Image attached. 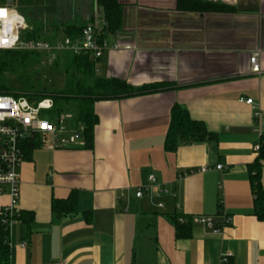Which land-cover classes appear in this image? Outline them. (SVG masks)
Segmentation results:
<instances>
[{"label":"crops","instance_id":"crops-1","mask_svg":"<svg viewBox=\"0 0 264 264\" xmlns=\"http://www.w3.org/2000/svg\"><path fill=\"white\" fill-rule=\"evenodd\" d=\"M118 1L123 23L105 36L116 47L97 58V74L164 89L95 101L87 144L81 136L83 145L28 151L19 171L22 216L8 231L9 264H219L224 252L231 253L227 264H264V220L253 214L250 178L264 129V0H204L225 9L203 12L181 11L177 0ZM39 8L44 20L101 21L95 0H42ZM254 51L257 74L249 65ZM175 103L213 137L166 149ZM67 124L65 135L77 126ZM149 174L170 194L156 196ZM259 180L264 191V165ZM71 192L75 211L53 212V199ZM8 202L0 194V210ZM219 213L231 218L219 232L191 222L188 235L176 236L174 219L185 225L190 216Z\"/></svg>","mask_w":264,"mask_h":264},{"label":"trees","instance_id":"trees-1","mask_svg":"<svg viewBox=\"0 0 264 264\" xmlns=\"http://www.w3.org/2000/svg\"><path fill=\"white\" fill-rule=\"evenodd\" d=\"M95 4L100 9L101 21L97 24L99 28V42L104 41L107 34H115L123 23V5L118 0H95ZM177 8L181 11H216L223 10V5L213 4L204 0H177ZM95 23L92 19L85 22H55L51 27L48 40H54L58 37V32L64 36L75 37L87 24ZM23 38H40L35 31L25 30ZM36 52H28L19 49L0 50V94L22 95L30 101L49 97L53 101L51 112L66 113L67 104L74 103L75 125L83 126L82 136L86 142H90L92 129L97 121L93 112V104L98 100L118 99L122 97L148 94L164 89L161 83H147L141 86H133L128 82L118 78H105L97 74L95 62L89 52L78 55L69 52H62L54 62L57 68H61L65 73V80L61 90L55 91L48 88L40 89L34 87L28 82L26 75L20 76L24 83L22 91L12 89L6 80L8 73L20 72L26 70L30 63L37 58ZM35 57V58H34ZM35 100V101H36ZM66 104V106H64ZM70 119V118H68ZM68 121V120H67ZM213 134L206 130L201 121L194 120L189 116L186 108L173 104L170 110V121L165 134V148L174 150L178 141L197 140L212 138ZM259 148L256 150L257 156L250 169V178L253 191V214L259 219L264 220V191L260 185L259 170L264 165V129L257 142ZM38 146L37 142H27L24 150V156L29 150ZM26 152V153H25ZM75 193L71 192L64 200L53 199L51 206L53 212L57 214L73 213L75 211ZM22 216V212L19 217ZM176 228V236L188 235V224H191L190 217L185 223H178L173 220ZM0 264H9V239L8 227L3 223L0 215Z\"/></svg>","mask_w":264,"mask_h":264},{"label":"built area","instance_id":"built-area-1","mask_svg":"<svg viewBox=\"0 0 264 264\" xmlns=\"http://www.w3.org/2000/svg\"><path fill=\"white\" fill-rule=\"evenodd\" d=\"M98 23L87 24L75 37H57L54 40L43 38L26 39L22 34L29 27L25 19L12 6V0H0V50L19 49L28 52L44 53L54 57L58 53L69 52L74 55L89 52L93 58L102 56L103 51L115 48L105 41L99 42ZM259 52L254 51L249 57L250 72H260L258 63ZM246 104H253L252 98H242ZM53 101L49 97L41 98L36 102L30 101L22 95L0 94V194H7L9 202L0 210L3 223L8 227L15 222L21 209L18 207L19 171L24 160V150L27 142H37L38 146L49 149L62 148L69 143L84 144L81 137L83 126L77 125L69 135L70 131L67 120V113H56L48 118L41 117L43 111H51ZM258 116V113L255 114ZM261 134V133H260ZM259 134V136H260ZM259 146L256 144L255 151ZM221 169V164L215 165ZM210 169L209 166H202L200 171ZM150 187L156 193L170 194V191L158 183L154 174L148 175ZM145 189V188H144ZM146 190V189H145ZM143 188L138 187L135 191L136 197H141ZM162 206V204H158ZM219 218V220H217ZM192 223L202 224L217 233L220 229L229 224L230 216L224 213L219 215H193L190 216ZM26 242H21L24 247ZM231 258L230 252H224L219 257V264H227ZM54 264H66L63 261Z\"/></svg>","mask_w":264,"mask_h":264},{"label":"rangeland","instance_id":"rangeland-1","mask_svg":"<svg viewBox=\"0 0 264 264\" xmlns=\"http://www.w3.org/2000/svg\"><path fill=\"white\" fill-rule=\"evenodd\" d=\"M42 0H17L16 6L17 11L24 15L28 21L32 22L30 25V28L27 30L35 31V34L37 37L43 38L48 40L49 39V32H51V27L55 22L58 23V21L55 20H44V16L42 13L41 8H39V5ZM36 12V13H35ZM38 16V18H36ZM29 27V26H28ZM50 28V29H48ZM60 37H62V33H59ZM38 58L28 65L25 71L22 73L20 72H13L8 73L6 76V80L8 85L14 89L15 91H22L24 87L23 81L20 79V76L26 75L28 78V82L36 87H40V89L48 88L55 91L61 90L63 86V82L65 80V73L61 68H57L54 64V62L58 59L59 54H56L54 57H51L49 55H46L44 53H38ZM35 58V57H34ZM36 100V99H35ZM32 102H36V101ZM66 106V104H64ZM66 113L70 116V119H68V122L72 123L74 118V103L69 102L67 104V110ZM53 112L51 111H43L41 113V117L48 118L49 116H52Z\"/></svg>","mask_w":264,"mask_h":264}]
</instances>
